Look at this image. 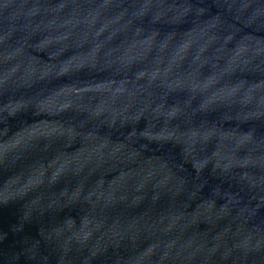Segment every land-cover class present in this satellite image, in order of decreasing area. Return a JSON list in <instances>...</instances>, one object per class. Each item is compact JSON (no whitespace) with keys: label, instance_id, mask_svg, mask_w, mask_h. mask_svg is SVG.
<instances>
[{"label":"water","instance_id":"1","mask_svg":"<svg viewBox=\"0 0 264 264\" xmlns=\"http://www.w3.org/2000/svg\"><path fill=\"white\" fill-rule=\"evenodd\" d=\"M0 264H264V0H0Z\"/></svg>","mask_w":264,"mask_h":264}]
</instances>
